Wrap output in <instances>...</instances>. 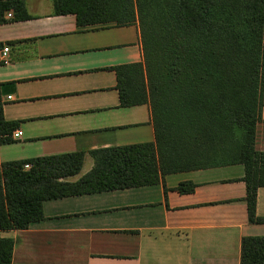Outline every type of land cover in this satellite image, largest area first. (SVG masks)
I'll return each instance as SVG.
<instances>
[{
	"label": "crops",
	"instance_id": "0c3cea01",
	"mask_svg": "<svg viewBox=\"0 0 264 264\" xmlns=\"http://www.w3.org/2000/svg\"><path fill=\"white\" fill-rule=\"evenodd\" d=\"M29 16L0 24V108L13 125L0 142L9 161L83 153L74 183L93 167L91 152L154 143L148 104L120 105L118 67L144 66L137 21L78 27L54 0H24ZM7 52L3 53V49ZM254 149L264 152V69ZM20 132L17 137L15 133ZM241 164L164 174L157 183L71 195L42 203V219L14 240L12 264H240L244 237L264 236L248 218ZM185 183L190 190L179 192ZM254 216L264 218V187Z\"/></svg>",
	"mask_w": 264,
	"mask_h": 264
},
{
	"label": "trees",
	"instance_id": "16d2710c",
	"mask_svg": "<svg viewBox=\"0 0 264 264\" xmlns=\"http://www.w3.org/2000/svg\"><path fill=\"white\" fill-rule=\"evenodd\" d=\"M15 20L29 16L24 0H0ZM56 15L78 27L137 21L144 66L118 67L123 107L148 104L154 143L96 150L94 165L74 183L83 153L0 165V231L42 219L46 200L155 184L168 173L241 164L251 223L256 190L264 187V152L254 149L264 69V0H54ZM14 126L3 121L0 142ZM24 165H29L24 169ZM185 183L179 192L190 190ZM14 240L0 237V264H12ZM240 264H264V236L244 237Z\"/></svg>",
	"mask_w": 264,
	"mask_h": 264
},
{
	"label": "built area",
	"instance_id": "2783aa9c",
	"mask_svg": "<svg viewBox=\"0 0 264 264\" xmlns=\"http://www.w3.org/2000/svg\"><path fill=\"white\" fill-rule=\"evenodd\" d=\"M7 52V48H4L3 49V53L5 55V53ZM18 135H20V132H17L14 134L15 137H17ZM29 168V165H24V169H28Z\"/></svg>",
	"mask_w": 264,
	"mask_h": 264
},
{
	"label": "rangeland",
	"instance_id": "374dc122",
	"mask_svg": "<svg viewBox=\"0 0 264 264\" xmlns=\"http://www.w3.org/2000/svg\"><path fill=\"white\" fill-rule=\"evenodd\" d=\"M257 126V125H256Z\"/></svg>",
	"mask_w": 264,
	"mask_h": 264
}]
</instances>
